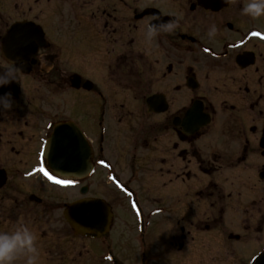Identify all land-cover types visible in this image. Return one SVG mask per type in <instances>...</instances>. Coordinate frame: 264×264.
Wrapping results in <instances>:
<instances>
[{
  "label": "flooded vegetation",
  "instance_id": "flooded-vegetation-1",
  "mask_svg": "<svg viewBox=\"0 0 264 264\" xmlns=\"http://www.w3.org/2000/svg\"><path fill=\"white\" fill-rule=\"evenodd\" d=\"M245 3L0 0V231L28 226L38 264H264V15ZM60 125L89 145L79 176L49 167ZM89 197L113 212L98 237L68 219Z\"/></svg>",
  "mask_w": 264,
  "mask_h": 264
},
{
  "label": "water",
  "instance_id": "water-1",
  "mask_svg": "<svg viewBox=\"0 0 264 264\" xmlns=\"http://www.w3.org/2000/svg\"><path fill=\"white\" fill-rule=\"evenodd\" d=\"M229 1L231 0H200L208 7H215L214 3L227 4ZM45 155L49 160V167L62 176H79L90 167L89 145L74 126L56 127L46 145ZM67 214L74 231L90 237L105 234L113 217L111 206L104 199L93 197L71 203Z\"/></svg>",
  "mask_w": 264,
  "mask_h": 264
},
{
  "label": "clouds",
  "instance_id": "clouds-1",
  "mask_svg": "<svg viewBox=\"0 0 264 264\" xmlns=\"http://www.w3.org/2000/svg\"><path fill=\"white\" fill-rule=\"evenodd\" d=\"M244 14L253 18L264 15V0H246L242 9ZM175 22L169 23H148L145 30V38L151 42L160 32H171L174 30ZM215 24L207 28L208 37L216 35ZM43 65L46 63L43 56L40 57ZM16 80L14 68L5 69L0 72V87L10 85ZM14 99L11 92L0 94V113L11 110ZM23 256L24 264H38L39 250L36 245V237L33 231L26 225L20 224L11 231H0V264H15L18 256Z\"/></svg>",
  "mask_w": 264,
  "mask_h": 264
},
{
  "label": "rangeland",
  "instance_id": "rangeland-1",
  "mask_svg": "<svg viewBox=\"0 0 264 264\" xmlns=\"http://www.w3.org/2000/svg\"><path fill=\"white\" fill-rule=\"evenodd\" d=\"M56 192H58V191H56ZM55 192V193H56ZM61 192V191H60ZM70 198H71V200L74 198H78L79 197V191H78V189H71L70 191ZM67 194H68V192H66ZM66 194V195H67ZM67 197H69V194L67 195ZM123 208V207H122ZM118 211V216H120V217H124L125 215H126V213L123 211V210H117ZM77 254V253H76ZM92 257V253L90 252V253H88V254H85L84 256H83V258H82V260H83V262H79V261H75L74 263H73V260H72V264H94V262H88L89 260H90V258ZM86 258H87V260H86ZM88 262V263H87Z\"/></svg>",
  "mask_w": 264,
  "mask_h": 264
},
{
  "label": "snow or ice",
  "instance_id": "snow-or-ice-1",
  "mask_svg": "<svg viewBox=\"0 0 264 264\" xmlns=\"http://www.w3.org/2000/svg\"><path fill=\"white\" fill-rule=\"evenodd\" d=\"M41 171L44 173L45 176L48 177V179L53 180L57 183H60V184H71V183H73V181H69V180H57V178L54 175H52L50 172H48L44 168H41Z\"/></svg>",
  "mask_w": 264,
  "mask_h": 264
}]
</instances>
